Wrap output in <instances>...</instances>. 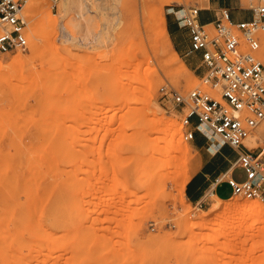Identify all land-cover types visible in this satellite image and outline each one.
Wrapping results in <instances>:
<instances>
[{"label": "rangeland", "instance_id": "obj_1", "mask_svg": "<svg viewBox=\"0 0 264 264\" xmlns=\"http://www.w3.org/2000/svg\"><path fill=\"white\" fill-rule=\"evenodd\" d=\"M208 1L73 0L65 8L44 0L41 14L24 4L28 45L0 52V264H264V213L231 217L226 228L235 229L224 234L216 225L222 209L210 212L218 198L200 206L183 194L199 154L184 138L180 107L160 93L200 88L221 99L220 85L188 66L173 74L156 34L155 5L177 23L174 11ZM260 5L240 0L251 15ZM256 34L264 63V28ZM166 118L177 120L182 147L170 141ZM151 125L162 126L157 133L175 166L154 177L151 170L148 180L142 150L158 135L146 137ZM262 125L244 141L256 152L264 148V133L258 146L252 139ZM133 138L144 140L140 152ZM222 200L264 204L240 194Z\"/></svg>", "mask_w": 264, "mask_h": 264}, {"label": "built area", "instance_id": "obj_2", "mask_svg": "<svg viewBox=\"0 0 264 264\" xmlns=\"http://www.w3.org/2000/svg\"><path fill=\"white\" fill-rule=\"evenodd\" d=\"M25 3L26 0H0V52L28 45ZM200 10L189 6L174 13L179 26L189 31L190 52L201 54L204 83L213 87L220 85L221 99L200 88L184 95L172 87L162 86L160 93L180 107L186 140L193 138L196 129L210 138L202 128L204 125L221 143L240 148L264 119V63L256 54L260 47L256 31L264 28V5L254 8L251 18L234 17L228 8L220 7L215 19L205 23L199 18ZM261 154L248 147L239 153L236 163L245 169L246 178L228 179L233 194L264 199Z\"/></svg>", "mask_w": 264, "mask_h": 264}, {"label": "crops", "instance_id": "obj_3", "mask_svg": "<svg viewBox=\"0 0 264 264\" xmlns=\"http://www.w3.org/2000/svg\"><path fill=\"white\" fill-rule=\"evenodd\" d=\"M220 7L228 8L234 17L241 15L251 18L252 16L242 10L240 0H209V6L202 7L200 10V20L204 23L213 21ZM167 31L174 49L186 65L197 75H202L204 68L200 66L201 54L190 52V35L187 28L168 20ZM215 138H208L202 131L196 129L190 140L198 151L199 158L196 160L197 167L186 182L184 190L186 198L200 206L209 203V197L228 199L233 196L232 187L228 183L229 178L237 181H243L246 178L245 169L238 166L236 161L239 153L250 147L249 143L246 142L248 146L245 144L240 148H234L221 141L218 142L219 138ZM262 157L264 160V152Z\"/></svg>", "mask_w": 264, "mask_h": 264}, {"label": "bare ground", "instance_id": "obj_4", "mask_svg": "<svg viewBox=\"0 0 264 264\" xmlns=\"http://www.w3.org/2000/svg\"><path fill=\"white\" fill-rule=\"evenodd\" d=\"M73 0H62V4L64 5L65 8L68 7V5L72 2ZM209 2V1H208ZM207 2V3H208ZM206 3V4H207ZM26 6H27V12L30 13V14H33V13H43V7H44V0H26ZM209 5V4H208ZM155 7V12H157V14H159L158 16V27H157V31H156V34H157V39L159 41V44L161 46H163L164 48L168 49V51L171 53V57L168 59V62H169V65H171V71L173 72V74H179L180 72L182 71H187L188 70V67L187 65L183 62V61H180V57H179V54L178 52L174 49L173 45H172V42H171V39H170V36H169V33L167 31V22H166V18H165V14L164 12L162 11V8H159L158 6H154ZM45 8V7H44ZM159 8V9H158ZM201 8V7H200ZM180 13V12H178ZM45 19V18H44ZM43 19V20H44ZM51 19V17H50ZM50 19L46 18L45 21H43L44 23L43 24H46V25H49L51 24L50 22ZM54 20V19H53ZM55 21V20H54ZM42 22H38L35 26L36 28L34 27V34H35V37L38 39V37L40 36L41 34V27H42ZM37 25H40L41 27L38 28ZM33 52L36 51L37 49V42H34L33 43ZM260 47H261V44H260ZM131 46H129L127 48V51L130 52L131 50ZM260 49V48H259ZM264 51V50H263ZM18 58V56H17ZM264 59V58H263ZM17 60H21V57H19ZM12 62V61H11ZM263 62V61H262ZM184 82L186 83V85H195L193 82H192V79L190 78H186L184 79ZM184 83V84H185ZM167 119V118H166ZM165 119V120H166ZM161 120V119H160ZM168 120V119H167ZM166 120V121H167ZM177 121V120H176ZM175 120H171L170 121L168 120V126L169 128L167 127L168 130L171 131V140H173L174 142V145L176 147H182L183 146V142L182 140L177 136V132H178V123L176 122ZM160 123V122H159ZM162 123V121H161ZM155 125V124H154ZM154 125H151L150 127H148V134L146 137H150L149 135L155 130L156 133L159 132V133H162V126L160 128L157 129V127H155ZM167 125V124H166ZM158 126V125H157ZM202 128L204 131H206L205 133H207L211 138H214L217 136H214L212 135L204 125H202ZM151 132V133H150ZM150 133V134H149ZM264 133V125H262V127L260 128V130L258 131V133H256V136H254L252 139L255 141V146H258L259 145V142L262 141V134ZM158 134V133H157ZM182 138V137H181ZM215 138V139H216ZM249 138V136L247 137V139ZM246 139V140H247ZM148 141H146V143H149L147 144V146H144V140H142L140 142L139 139L137 138H133L132 139V142L134 143V147L135 149L140 152L142 149H143V146H144V149L142 151H144L145 153V167H147V170L146 171V174H145V177L149 180L150 178L148 177L151 170H152V173H153V176L154 177V173H160V171H168L169 168L174 165L173 161H174V157L173 155L171 154V150L169 147L166 148L165 146H162V135L161 134H158L157 136H155L154 138H149ZM150 140H151V143H150ZM154 140V141H153ZM212 145V143H210ZM216 145V144H215ZM185 146V145H184ZM184 149V148H183ZM31 152H32V149H30ZM42 149H40V152H41ZM44 150V149H43ZM42 150V151H43ZM46 151V150H45ZM30 152V153H31ZM36 152V151H35ZM262 154L264 152V148L261 150ZM46 152H42V154H44ZM174 153V152H173ZM28 154V153H27ZM33 154V153H32ZM31 154V155H32ZM261 154V155H262ZM24 155V154H23ZM37 155H38V152H37ZM36 153H34V156L36 157L37 156ZM40 155V154H39ZM45 155V154H44ZM28 157V155H27ZM34 157V158H35ZM48 157V156H47ZM31 158V157H29ZM39 158V157H37ZM42 158V157H41ZM50 158V157H49ZM44 159V158H43ZM32 160V159H31ZM35 160V159H34ZM38 160V159H36ZM6 162V161H5ZM38 162V161H37ZM44 162V161H42ZM47 162V161H46ZM35 163V162H34ZM176 163V162H175ZM28 164V163H26ZM40 164V163H39ZM44 165V164H43ZM27 166V165H26ZM25 166V167H26ZM35 166H39L37 165V163H35ZM175 166V165H174ZM4 168V166L2 167ZM6 168V167H5ZM168 169V170H167ZM171 169V168H170ZM5 170V169H4ZM46 170V169H45ZM49 170V169H48ZM150 170V171H149ZM149 171V172H148ZM164 171V172H165ZM5 174V171L4 173ZM29 174V173H28ZM163 174V173H162ZM165 174H168V173H165ZM170 174V173H169ZM27 175V174H26ZM25 175V176H26ZM156 175V174H155ZM164 175V174H163ZM6 178H8L6 175H5ZM4 177V179H5ZM31 177V176H30ZM160 177V175H159ZM12 178V177H11ZM15 178V177H14ZM27 178V177H26ZM190 178L187 177L184 185H183V194H185V184L186 182L188 181V179ZM31 179H33L31 177ZM41 179V178H40ZM9 180V179H8ZM16 180V178H15ZM14 180V182H15ZM30 179H28L29 181ZM39 180V179H38ZM37 180V182H38ZM7 181V179L5 180ZM26 181V180H25ZM35 182V181H34ZM6 183V182H5ZM9 183V181H8ZM11 183V182H10ZM16 183V182H15ZM29 183V182H28ZM31 183V182H30ZM32 183H33V180H32ZM7 184V183H6ZM35 184V183H33ZM12 185V184H11ZM14 185V184H13ZM30 186V185H28ZM5 187V186H4ZM9 188V187H7ZM36 188V187H35ZM16 189V188H15ZM6 191V190H5ZM182 192V191H181ZM45 194V192H44ZM30 196V194L28 195ZM32 197V195H31ZM35 197V196H34ZM37 197V196H36ZM30 198V197H28ZM46 198V197H45ZM32 199V198H31ZM34 199V198H33ZM38 199V198H37ZM29 200V199H28ZM39 201V200H38ZM29 202V201H28ZM30 203V202H29ZM33 203V202H31ZM35 203V202H34ZM35 206V205H34ZM222 209L221 211V214H222V218L219 220V222L216 224L218 229H225V231H222L224 234H226L227 232L229 231H234L233 229H235V226H232L230 228H226V224L227 222L229 221V219L231 217H237L238 215H243L242 217L244 216H249L250 214H253L255 212L258 213V215H262L264 213V204L259 202V201H256V200H250V201H243V202H237L236 200H231L229 202H224V200L218 198V202L211 205L210 207V212H214V211H217L218 209ZM8 211V210H7ZM11 211V210H10ZM8 214V213H7ZM11 215V214H10ZM9 216V215H8ZM238 218V217H237ZM236 218V219H237ZM3 219H5L3 217ZM23 225V224H22ZM208 225V222H203V223H197L195 224V226H189V231L193 232L195 228H198V227H204ZM5 226V225H4ZM25 226V225H24ZM228 226V225H227ZM216 227V228H217ZM238 229V228H237ZM9 230V229H8ZM261 230V229H260ZM11 231V230H10ZM46 231V230H45ZM264 232V227L263 229L261 230ZM221 232V231H220ZM12 234V232H10ZM10 234V235H11ZM16 234V233H15ZM13 235V234H12ZM43 235V234H42ZM22 236V235H21ZM43 237V236H42ZM47 238V236L45 237ZM12 239V238H11ZM10 239V240H11ZM164 239H169L168 237H164ZM9 240V241H10ZM22 240V239H21ZM27 240V239H26ZM44 240V238H43ZM49 240V239H48ZM14 241H15V238H14ZM20 241V240H19ZM30 241V240H29ZM28 241V242H29ZM45 241V240H44ZM17 243V242H16ZM23 243V242H22ZM26 243V242H25ZM45 243H47L45 241ZM31 244V243H29ZM5 245V244H4ZM19 245V244H18ZM17 245V246H18ZM48 245V244H47ZM227 248H229V245L227 246ZM36 252V251H35ZM37 259V258H36ZM38 260V259H37ZM241 264H245V260H243V262H241Z\"/></svg>", "mask_w": 264, "mask_h": 264}]
</instances>
